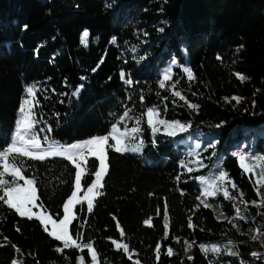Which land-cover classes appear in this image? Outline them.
Returning a JSON list of instances; mask_svg holds the SVG:
<instances>
[{
  "label": "trees",
  "instance_id": "16d2710c",
  "mask_svg": "<svg viewBox=\"0 0 264 264\" xmlns=\"http://www.w3.org/2000/svg\"><path fill=\"white\" fill-rule=\"evenodd\" d=\"M85 30L87 46L80 42ZM184 67L192 69L195 79L187 78ZM168 68L171 80L160 88ZM121 71L132 85L121 80ZM236 73L248 79L241 82ZM30 85L37 88L40 123L35 131L41 140L48 136L73 143L107 135L125 108L131 109L132 119L120 125L131 129L148 107H158L165 119L190 123V131L204 136L200 151L209 163L191 172L181 164L187 145L177 147L165 134L154 137L146 117L136 139L129 137L144 140L142 156L108 151L103 194L91 213L86 203L77 205L70 228L74 238L80 234L78 243L94 246L100 264H264V206H259L264 191L257 195L253 175L243 172L235 155L264 157V0H0V150L10 142ZM17 159L23 160L24 174L37 181L38 203L61 218L74 167L62 157ZM97 164L89 159L93 170ZM221 170L237 185L226 184L237 199L225 200L221 193L205 208L197 199L201 187L196 178ZM92 179L86 175L84 182ZM241 192L247 206L240 201ZM236 208L244 219L237 217ZM253 235L259 238L253 240ZM113 240L127 244L129 251L117 249ZM213 244L220 253L200 249ZM58 247L62 242L39 221L0 202V264L14 259L18 264H80L81 256L90 264L86 249L58 252ZM226 248L237 255H228Z\"/></svg>",
  "mask_w": 264,
  "mask_h": 264
},
{
  "label": "snow or ice",
  "instance_id": "6c2138e0",
  "mask_svg": "<svg viewBox=\"0 0 264 264\" xmlns=\"http://www.w3.org/2000/svg\"><path fill=\"white\" fill-rule=\"evenodd\" d=\"M163 31V29H160ZM89 33L85 30L81 34L80 42L82 45L87 46V38ZM112 43H115V37L112 38ZM135 50V49H133ZM218 59H220L218 57ZM103 59L101 60V63ZM173 64L176 63L175 60L172 61ZM99 67V65H98ZM95 71V69H93ZM183 72L187 75V78L191 81L195 79L193 71L190 67H184ZM237 78L243 82L248 79L245 75L241 73H236ZM121 80L126 84L132 85L133 81L130 76L126 78V74L120 72ZM171 80V68L165 70V74L162 80L159 81V87L165 88V81ZM82 87V85H81ZM175 85H173V89ZM79 89H77L73 95H77ZM173 95L179 97L180 100H185V96L179 91H173ZM143 101L144 97H140ZM228 99V98H225ZM241 97L233 96L231 100L236 101V103L241 102ZM39 106V99L37 98V88L35 85L26 86L25 96L21 100V103L18 108V118L15 121L14 131L11 135L10 142L7 143L6 147H3L0 150V202L7 205L9 209H13L16 214L21 217H27V219L32 220L36 219L43 226V229L49 236L53 237L55 240L62 242L63 247L57 248L56 251L62 252L64 249L76 248V249H86L91 256V264H99L97 251L91 243H78L80 239V234L77 233L76 238L70 234V225L72 222L77 219L74 209L77 205H83L85 202L87 204V211L92 212L94 201L96 197L102 195L101 191L104 188V178L109 172V157L108 151L113 150L116 153H127L129 151L133 153L140 152L144 146V140L141 138L139 142L133 146H129L126 143V137H131L133 140L136 139L137 133L142 131L140 125L141 119L146 117V123L148 128L151 130L153 136L156 133L161 131V126L165 135L169 137H176L180 133L187 132L191 127L190 123L185 124L179 120H167L161 118V113L157 108L148 107L141 116L135 118L136 127H132L130 130L125 125L121 131L120 125L126 118L132 119L130 117L131 109L125 108L123 114L114 122L111 126V130L107 135H98L88 138L83 141L76 143L63 145L54 140L48 143L47 149L42 147V140L35 131L36 125L40 123V120L37 119V114L35 109ZM188 107L191 109H198L196 104H188ZM220 125H217L219 127ZM44 131V129H40ZM48 132H51V128H47ZM43 140L45 142L49 141L48 136H44ZM114 141L110 143L109 141ZM155 145V141H153ZM214 144H210L209 147H214ZM200 144H196V148H199ZM235 155L238 158L239 165L245 174L254 173L255 169L259 168L260 171L257 175L255 181L256 193L261 195L259 192V186H264V157H250L246 153L237 152ZM27 158L32 161H44L49 157H62L68 161L75 169V178L74 185L71 191V194L64 201L63 207V216L60 219H54L52 215H46L44 213H37L33 211L34 207L43 208V204L37 205L39 197L37 195L38 189L36 187L37 181L35 177H28L24 174V165L23 160H18L17 158ZM89 158H94L95 161H98V164L95 166L94 170L89 166ZM248 161H251L249 163ZM182 166L187 167L184 162H181ZM201 166H203L201 164ZM188 172L192 171V168H187ZM88 175L93 177L90 183L87 184L86 190H84V185L82 180ZM6 177H10L8 179ZM179 179V177H177ZM200 183L203 185L201 190V196L205 199L201 200V204L205 208H211L212 205L207 203V198L215 197L218 194L222 193V196L225 200L234 201L237 199V196L230 193L228 188L225 187L226 184H230L232 189H237V185L233 182L226 171H219L218 175H214L211 178H206L204 176L197 177ZM23 181V183H20ZM83 191V195H80ZM239 198L241 203H244L247 206L246 201L243 199V193H239ZM200 199V196L197 197ZM253 205H257V201H251ZM259 206H264V199L260 201ZM236 215L240 219H244L240 215V209L236 208ZM164 227L167 230L168 228V217H167V205L165 204V214H164ZM144 223L150 226V220H145ZM49 225H51V230H49ZM119 228V224H117ZM188 227H193L191 221L189 220ZM236 227V225H233ZM19 231V229H17ZM120 235L124 236V231L120 228ZM264 235V233H261ZM259 237L253 235L252 239L257 240ZM112 243L116 245L117 249H123L124 252L129 251V246L127 244H120L116 240H113ZM233 242L228 241V244L231 245ZM190 247V245H189ZM202 252L207 253L211 251L212 253H220L221 249L218 245L213 244L210 248L205 245H200ZM228 255L236 256L237 252L230 249H225ZM160 247L156 248V259L159 260ZM167 255H173V249L169 248L167 250ZM253 257L258 256L257 252H252ZM131 259V257H129ZM188 259H192L188 257ZM85 257H79L80 264H84ZM11 264H18L17 260H13ZM139 264V261L136 262Z\"/></svg>",
  "mask_w": 264,
  "mask_h": 264
},
{
  "label": "rangeland",
  "instance_id": "374dc122",
  "mask_svg": "<svg viewBox=\"0 0 264 264\" xmlns=\"http://www.w3.org/2000/svg\"><path fill=\"white\" fill-rule=\"evenodd\" d=\"M154 108H157L159 110L158 107H154ZM161 118L165 119L162 116H161ZM182 123H184V122H182ZM185 124H187V123H185ZM118 127H120L121 131L123 130V127L121 125H118ZM158 134H164L163 129H162V126H161V131L158 132V133H156L154 137H156ZM86 139H88V138L80 139V140H77V141H75L73 143H76V142H79V141H83V140H86ZM172 140L174 141L175 146H177V147L179 146V144H185V145H187V147L184 148V155H182V158H181V162L183 161L184 164L187 165V167H185V168H192V170L202 169L206 164L209 163V161H205V156H203L202 153H201V151H200V148L203 145V141H204V136L201 134L200 131H198V130H196V131H190V128H189L187 132L180 133L176 137H172ZM50 141H52V140H49L46 143H44V141L42 140V147L45 148V149H47L48 143ZM59 143L60 144H63V145L72 144V143H62V142H59ZM126 143H128L129 146L131 147V146H133L134 144H136L138 142L137 141L134 142V141L130 140L129 137H126ZM197 143L200 144V147L199 148H196V144ZM129 153H133V152L129 151ZM133 154H138V155H141L142 156L143 155V147H142V149H141L140 152L133 153ZM49 158H52V157H49ZM89 159H92V158H89ZM144 160L147 163H152V160L150 158H148V157H144ZM248 162L251 163V161H248ZM201 164L203 166H201ZM212 168H214V166ZM259 171H260V169L257 168V169H255V172L254 173H249V174H252L253 175L255 181L257 179V175H258ZM202 176H204L206 178L213 177V176L208 177V175H202ZM82 184L84 185V190H86L87 184L84 182V179L82 180ZM200 187H201V190H202L203 185L201 183H200ZM225 187H226V185H225ZM259 191L260 192H263L264 191V186H259ZM79 194L80 195H83V191H81V193H79ZM212 198L213 197L207 198V203H209V204L212 205L213 204ZM203 199H205V198L200 195V201L203 200ZM37 205H40L38 203V201H37ZM33 211L34 212H37V213H44L46 215H50L47 211H45L43 208H40V207H34L33 208ZM74 211L76 213V209H74ZM54 219H57V218H54ZM70 228H71V225H70ZM49 230H51V225H49ZM98 262H99V259H98ZM90 264H91V261H90ZM99 264H100V262H99Z\"/></svg>",
  "mask_w": 264,
  "mask_h": 264
}]
</instances>
